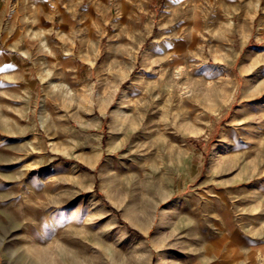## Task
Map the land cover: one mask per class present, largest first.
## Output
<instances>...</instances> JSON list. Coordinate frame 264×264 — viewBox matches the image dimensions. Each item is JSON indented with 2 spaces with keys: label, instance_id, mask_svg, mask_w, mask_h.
I'll return each mask as SVG.
<instances>
[{
  "label": "rangeland",
  "instance_id": "obj_1",
  "mask_svg": "<svg viewBox=\"0 0 264 264\" xmlns=\"http://www.w3.org/2000/svg\"><path fill=\"white\" fill-rule=\"evenodd\" d=\"M26 1L0 0V264H264V0Z\"/></svg>",
  "mask_w": 264,
  "mask_h": 264
},
{
  "label": "bare ground",
  "instance_id": "obj_2",
  "mask_svg": "<svg viewBox=\"0 0 264 264\" xmlns=\"http://www.w3.org/2000/svg\"><path fill=\"white\" fill-rule=\"evenodd\" d=\"M23 1V0H22ZM25 1V3H27L28 4V1H26V0H24ZM26 4V5H27ZM29 5V4H28ZM190 5V4H189ZM193 5H195V4H193ZM30 7H33V6H30ZM29 8V7H28ZM179 8H181V7H179ZM196 8V7H195ZM191 9V8H190ZM29 11H30V8L28 9ZM36 13H38L36 10H34ZM176 11V10H175ZM181 11V10H180ZM178 13V12H177ZM185 13V12H184ZM194 13H195V11H194ZM181 14V13H180ZM178 15V14H177ZM195 15V14H194ZM178 17V16H177ZM187 17V16H186ZM194 17V16H193ZM185 19V18H184ZM173 21V20H172ZM171 21V22H172ZM183 32V31H182ZM180 34V33H179ZM184 35V34H183ZM182 36V35H181ZM184 37V36H183ZM184 39V38H183ZM172 40V39H171ZM170 40V41H171ZM166 42H167V40H166ZM179 47V46H178ZM179 51L180 50V48H176L175 49V51ZM177 53V52H176ZM181 53V52H180ZM176 55V54H175ZM178 56V55H177ZM179 57V56H178ZM180 58V57H179ZM169 59V58H168ZM174 59V58H173ZM172 59V60H173ZM178 60V59H177ZM176 60V61H177ZM244 60V59H243ZM169 61V60H168ZM246 61V60H245ZM171 62V61H170ZM170 65V64H169ZM169 67V66H168ZM176 68V67H175ZM179 68V67H178ZM258 93V92H257ZM256 94V93H255ZM146 97V96H145ZM138 105V104H137ZM145 106H148V105H145ZM137 107V106H136ZM143 107V106H142ZM139 108H141V107H139ZM141 110V109H140ZM137 111H139V109L137 110ZM147 111V110H146ZM137 114H139V113H137ZM142 113H140V115H141ZM144 114V113H143ZM146 116V115H145ZM143 117V116H142ZM145 118L146 117H143L140 121L142 122V124H144V120H145ZM147 122V121H146ZM140 122H135L134 123V125L133 126H130L129 128H123L124 130H123V135H124V137H123V139L121 140V142L119 143V144H117L116 146L114 145H111L110 147H109V151H117L118 149H121L122 150V148H124V147H126L127 145H129L130 143H132L136 138H137V136H139V134H140V126L142 125ZM126 126V125H125ZM124 126V127H125ZM145 130V129H144ZM142 136V135H141ZM137 145H138V143H137ZM133 147H134V145L133 146H131V148L129 149V152H132V150H133ZM139 148H141V145H140V147ZM135 150V149H134ZM133 150V151H134ZM139 150V149H138ZM141 169V168H140ZM68 171H74L75 169H74V167L73 166H71V165H69L68 166V169H67ZM158 186V185H157ZM159 187V186H158ZM160 222V224H162L163 225V223L162 222H164L162 219H161V221H159ZM159 224V223H158ZM160 230V229H159ZM159 241H165V237L162 235V231H159L157 234H156V236L154 237V242L156 243V242H159ZM233 250V249H232ZM231 253V252H230ZM248 258H251V256L250 255H248L247 254V259ZM160 258H158V260H159Z\"/></svg>",
  "mask_w": 264,
  "mask_h": 264
},
{
  "label": "built area",
  "instance_id": "obj_3",
  "mask_svg": "<svg viewBox=\"0 0 264 264\" xmlns=\"http://www.w3.org/2000/svg\"><path fill=\"white\" fill-rule=\"evenodd\" d=\"M19 1H22V0H19Z\"/></svg>",
  "mask_w": 264,
  "mask_h": 264
}]
</instances>
